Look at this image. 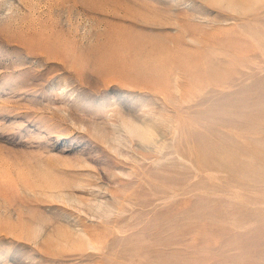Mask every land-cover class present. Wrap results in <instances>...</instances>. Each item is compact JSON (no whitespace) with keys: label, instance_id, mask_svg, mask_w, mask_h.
<instances>
[{"label":"rangeland","instance_id":"374dc122","mask_svg":"<svg viewBox=\"0 0 264 264\" xmlns=\"http://www.w3.org/2000/svg\"><path fill=\"white\" fill-rule=\"evenodd\" d=\"M218 1L0 0V264H264V0Z\"/></svg>","mask_w":264,"mask_h":264},{"label":"bare ground","instance_id":"6f19581e","mask_svg":"<svg viewBox=\"0 0 264 264\" xmlns=\"http://www.w3.org/2000/svg\"><path fill=\"white\" fill-rule=\"evenodd\" d=\"M218 3H222L225 4L227 6L228 9H241V10H246L248 8H246L244 6V4L239 3V0H219ZM191 28V27H190ZM130 82V81H129ZM129 88H135V84L133 85V83H127L126 85ZM155 89V88H154ZM118 118L121 120V124L123 125V127L127 130L128 134L130 136H132L133 138H136L138 140H140L141 142H147L148 140H150V137L152 136V134L150 133L149 128L146 127H137L136 124H134L133 121H135V118H131V117H125L124 118V113H120L117 112ZM127 116V115H126ZM95 131L97 132V134H99L102 138L106 137L103 136V132L100 131L99 129L96 127ZM86 132V131H85ZM90 135V134H89ZM108 138V137H107ZM105 138V139H107ZM104 141V140H103ZM107 141V140H106ZM35 219V218H34ZM86 234H84L85 236ZM81 236V235H80ZM88 237V236H86Z\"/></svg>","mask_w":264,"mask_h":264}]
</instances>
